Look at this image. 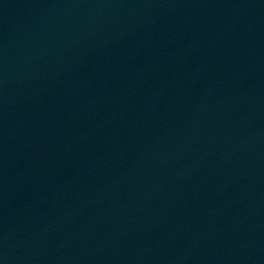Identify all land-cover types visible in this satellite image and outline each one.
I'll use <instances>...</instances> for the list:
<instances>
[{"label": "water", "instance_id": "1", "mask_svg": "<svg viewBox=\"0 0 264 264\" xmlns=\"http://www.w3.org/2000/svg\"><path fill=\"white\" fill-rule=\"evenodd\" d=\"M0 264H264V0H0Z\"/></svg>", "mask_w": 264, "mask_h": 264}]
</instances>
